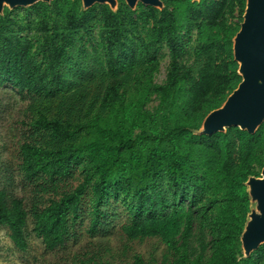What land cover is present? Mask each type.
I'll return each instance as SVG.
<instances>
[{
    "label": "trees",
    "instance_id": "1",
    "mask_svg": "<svg viewBox=\"0 0 264 264\" xmlns=\"http://www.w3.org/2000/svg\"><path fill=\"white\" fill-rule=\"evenodd\" d=\"M162 1L163 10H131L119 0L114 12L53 0L31 7L35 20L0 15V88L23 103L15 150L30 187L28 203L0 188V229L19 252L30 223L48 252L66 248L88 204L90 234L105 231L101 206L114 194L127 206L123 238L165 250L156 262L134 253L130 264H264V245L244 258L240 240L251 210L245 183L264 166V123L253 135L195 134L241 82L233 38L246 0ZM93 28L98 46L89 50L81 40ZM164 47L170 63L158 84Z\"/></svg>",
    "mask_w": 264,
    "mask_h": 264
},
{
    "label": "rangeland",
    "instance_id": "2",
    "mask_svg": "<svg viewBox=\"0 0 264 264\" xmlns=\"http://www.w3.org/2000/svg\"><path fill=\"white\" fill-rule=\"evenodd\" d=\"M123 1L126 4L125 0ZM52 2L46 4L50 5ZM119 3L118 0V7ZM141 5L144 6L143 4ZM31 7L7 9L13 16H18L21 20L28 21L36 19ZM235 20H238V18L235 17ZM97 33V28H93L92 38H84L81 40V43L86 44L89 50H91L90 45L93 47L98 46ZM195 38V31L184 37L186 47L184 60L186 61L190 60V52L195 43ZM158 59L160 65L154 74V81L161 84L167 79L170 63L167 47L161 49L158 54ZM157 105V99L153 98L149 103V108L153 109ZM22 107L23 103L16 90L11 87L0 88V188L7 189L17 197L26 198V203H28L30 187L19 172L15 150L18 128L21 126L20 117ZM89 209L88 204L86 213L79 220L75 229V235L67 247L56 252H48L44 248L40 239L32 233L31 223L28 230L30 235L29 248L25 253L19 252L13 246L7 235V231L0 229V264H72L78 258L92 256L101 257L110 264H130L129 260L134 253L142 254L148 261L154 260L155 262L163 257L165 250L156 240H150L143 244H131L123 238L120 232V226L128 211L121 196L116 197L114 194H111L109 198L104 199L101 209L108 213L109 221L107 223V229L100 231L95 236H92L89 232L91 218ZM198 227L199 224L196 223L195 229L197 230ZM210 252V249H208L207 256L210 255Z\"/></svg>",
    "mask_w": 264,
    "mask_h": 264
},
{
    "label": "water",
    "instance_id": "3",
    "mask_svg": "<svg viewBox=\"0 0 264 264\" xmlns=\"http://www.w3.org/2000/svg\"><path fill=\"white\" fill-rule=\"evenodd\" d=\"M53 0H0V15L5 8L30 7L39 2ZM83 9L96 4L108 5L117 11L118 0H81ZM199 2L201 0H194ZM131 10L138 4L158 10L164 9L162 0H125ZM233 56L238 64L241 82L217 109L203 120L196 135L210 136L225 133L228 128L237 127L249 134H255L264 123V0H246L243 21L233 38ZM251 210L241 234L244 258H249L264 245V166L259 177L250 176L245 183Z\"/></svg>",
    "mask_w": 264,
    "mask_h": 264
}]
</instances>
